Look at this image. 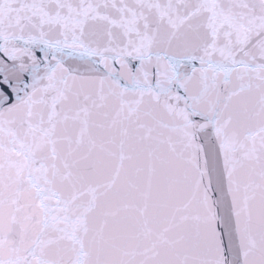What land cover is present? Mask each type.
Segmentation results:
<instances>
[{
    "label": "snow or ice",
    "instance_id": "6c2138e0",
    "mask_svg": "<svg viewBox=\"0 0 264 264\" xmlns=\"http://www.w3.org/2000/svg\"><path fill=\"white\" fill-rule=\"evenodd\" d=\"M0 264H264V0H0Z\"/></svg>",
    "mask_w": 264,
    "mask_h": 264
}]
</instances>
